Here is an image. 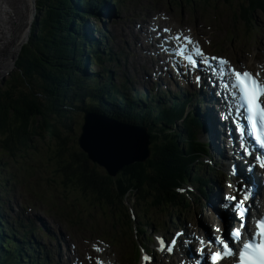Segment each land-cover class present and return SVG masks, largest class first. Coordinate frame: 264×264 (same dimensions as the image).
Instances as JSON below:
<instances>
[{"label": "trees", "instance_id": "trees-1", "mask_svg": "<svg viewBox=\"0 0 264 264\" xmlns=\"http://www.w3.org/2000/svg\"><path fill=\"white\" fill-rule=\"evenodd\" d=\"M234 9L235 20L254 26L264 15V0H238ZM37 11L38 22L34 24L30 41L24 45L15 70L0 83V153L29 162L31 154L45 150L48 162L55 169L53 182L61 179L67 190L77 188L94 193L112 209L117 207L114 225L118 231L132 229L123 202L131 189L136 204L147 208V218L156 209H188V200L176 190L185 183H198L199 192L205 195L210 183L206 172L213 168L205 169L201 160L204 149L196 141L192 123L187 122L186 136L181 141V136L173 131L164 136L148 163L127 168L119 199L109 197L105 179L66 137L72 130L73 119L71 110L63 106L70 104L67 101L73 92L77 95L76 86L72 85L77 83L73 78L76 74L68 67L74 64L72 57L78 54L75 48L78 37L71 27L75 22L79 30L83 23L74 18L72 0H38Z\"/></svg>", "mask_w": 264, "mask_h": 264}, {"label": "rangeland", "instance_id": "rangeland-1", "mask_svg": "<svg viewBox=\"0 0 264 264\" xmlns=\"http://www.w3.org/2000/svg\"><path fill=\"white\" fill-rule=\"evenodd\" d=\"M198 1H201V0H198ZM215 1H218V0H215ZM219 2L223 3V0H220ZM237 3H238V0H232L231 3L226 6L228 14H218V15L207 16L206 14L200 13L196 17L197 26L199 27V31L201 33L210 34L211 30H210V28H207V27H211L214 30V27L217 26L216 31L220 30V32H221L220 33L221 37H219V39L222 38L223 34L225 33L226 28L232 27L234 25L231 17H232L234 8H235ZM209 6H212V5H209ZM37 18H38V16H37ZM88 19H90V17H88ZM203 22H207L208 26H206V27L203 26L202 25ZM258 24H259L258 25L259 29H257V31L259 33L258 34L255 33L253 35V37L251 38V41L249 42V51L245 52L243 54V57L239 61H236L233 58L232 54L229 53L232 49L234 51V47H235L236 43H238V45L241 46L240 42H238L237 40L232 41V42H228V44H227V51L228 52L227 53H221V52L214 50L213 47L211 46L213 36L217 37L216 34L215 35L213 34V36L209 40L208 52L209 53H215V54H226L235 64L246 65L247 68L257 70L258 67L264 66V49L261 48L262 45L264 44V22H263V20L259 19ZM1 33L2 32L0 31V38L2 36ZM245 47L247 48V45ZM1 62H4V61H0V63ZM158 96H162L166 99H171V95L167 94L166 90L163 88L160 89L159 93L157 94V97ZM65 105L63 106L64 108H66ZM0 159L2 160L3 163L7 162V159L2 157V155H0ZM211 160H213V164L215 165V162H216L215 158L212 157ZM225 169H226V171H228L227 166ZM12 171L15 173L14 175H15L16 179L11 180V187H9L8 190L6 188H1V190H0L2 192V195H3L2 199L5 202L3 207L4 208H7V207L10 208L9 207L10 204H11V206H13L14 211H12L11 217L15 218L16 220H19V217H23L25 219V222H28L30 220V221L34 222L35 225L38 227V226H40V223L37 219V216H40L43 220H45L47 222L50 229L55 234H60V232L62 231L63 232V238L64 237L69 238L70 235L68 234V232L65 230V228L62 226V224L57 219L50 217L48 215H43L38 211H34L31 209L26 211L24 209V207L27 204L28 199H29L28 193L23 188V179L25 177V171L21 168L19 161L11 160V172ZM227 181H228V179H225L222 182V184H220L221 190H223L221 193L228 191L227 190L228 189ZM197 186H198V184H195V187H197ZM212 187L213 186H211L210 188L212 190H214V188H212ZM197 194H198V191H197V193H195V199H196L195 204L194 203L192 204L193 205V215H195V216L191 215L192 211L187 212V216H188L187 221L192 223L191 230L194 231L195 233L198 232L197 225H195V224H197L196 222L198 219L203 220L205 222H213V223H215L217 221L215 214L211 211L210 207L207 204V199H205L203 197H199V196H197ZM151 216L153 218L159 219V221L161 223H164V221H167L170 218V216H168V215L162 216L161 212L156 211V210L151 211ZM167 229H168V225L164 229H161L159 232H164ZM212 231H213V229H212ZM173 232H174V229H171V230L164 232V233H161V234H164V235L169 234V236H171V234ZM155 233H156V231L151 233L153 236L152 242H149L144 237H142L140 239L139 243L148 245L149 247H151L155 250V247H156V241L154 239ZM151 234L148 233L147 237L150 236ZM79 243H80L79 250H80V252H82L86 247V242L85 241H79ZM111 257H115V259L117 260V262L119 264H135L133 262V260H126L125 256L121 255L120 252H114V251L111 252ZM138 264H140V263H138Z\"/></svg>", "mask_w": 264, "mask_h": 264}, {"label": "snow or ice", "instance_id": "snow-or-ice-1", "mask_svg": "<svg viewBox=\"0 0 264 264\" xmlns=\"http://www.w3.org/2000/svg\"><path fill=\"white\" fill-rule=\"evenodd\" d=\"M164 32H169V29H163ZM175 41H182L181 47L179 49L173 50L174 53L184 60L187 61V66L190 69L198 68L201 64L207 65L211 71H216L212 68L208 58L205 57L200 45L194 42L188 36L175 35L172 37ZM191 46V52L194 56L200 57L199 63L193 58V55H188V46ZM168 51V49H165ZM212 60L217 61L219 65L225 66L229 65V61L220 59L217 57H212ZM233 76V83L231 87L235 88L240 95V99L243 102L240 107L246 109L245 112H241L239 108L237 109L238 116H245L248 121L251 134L256 140L257 144L261 149H264V82L258 80L252 73L248 71L239 72L234 68H229ZM199 77L197 81L199 82ZM229 85H226L228 87ZM241 134L244 133L245 129L240 127L238 129ZM264 167V164L261 165ZM234 203L236 198H230ZM249 199L248 195H245L243 200L236 204L238 208L237 219L239 221V228L234 231H230L228 235L231 237L229 242L225 238L217 237L215 241H209V246L212 243L220 246L222 251H217L212 254L211 262L212 264H220L221 261L238 256V264H264V218H260L255 222L256 231H251V229L244 233L243 229L246 226L248 209L245 207V202ZM219 231V229H217ZM173 244L175 241L172 242ZM203 243V242H202ZM239 244V248H234L231 245ZM162 250L164 242L161 240ZM172 248L168 247V251ZM99 251V249H97ZM201 254H203V249H201ZM145 261L148 257H144ZM97 264H104L103 261H97Z\"/></svg>", "mask_w": 264, "mask_h": 264}, {"label": "water", "instance_id": "water-1", "mask_svg": "<svg viewBox=\"0 0 264 264\" xmlns=\"http://www.w3.org/2000/svg\"><path fill=\"white\" fill-rule=\"evenodd\" d=\"M38 0H32L31 2V12H26L22 7L18 8V10H20L19 14H18V22L14 23L12 32H11V21H10V32L9 35L7 36L6 42L2 45V47H0V61L7 59L6 64L4 65V69L5 71L1 74L0 73V83L4 82L6 80V78L10 75V73L15 69L16 67V62L19 59V56L21 54V51L23 49V46L28 43L29 39H30V34L33 28L34 23L38 22L37 20V4ZM29 15V19L24 20L23 18L25 17V15ZM14 37V38H13ZM13 38V41L11 42V39ZM96 117V116H95ZM102 122V117H101V121H95L93 119H91L89 121V124L86 128V134H85V138L83 143L85 145H88L90 148L93 147L94 145V141L95 138L97 136V130L100 127V123ZM109 125H111V123H109ZM113 126V125H111ZM113 128H116L115 126H113ZM128 129L127 128V133H125V139H123V142H121V150L126 142V144H134L135 146V142H133V137H135L133 135V137L130 136L129 141H126L127 135H128ZM99 131H101V129H99ZM101 133H103V131H101ZM106 135H104V137H102L101 139V135H99V137H97V139H100L99 143L101 141H106L105 145H109L110 143H114L115 142V131H105ZM98 143V147H97V151L99 153H101V146H99ZM119 147V146H118ZM120 148V147H119ZM93 151V149H87V151ZM111 152V149L110 151ZM109 152H105V153H109ZM120 152L119 151V156H120ZM90 156V155H89ZM119 157H117V163H115L114 169H113V173L115 170H117L122 164L124 163H129L132 161H142L143 159H134L129 158L126 160H122L119 159ZM100 160V159H99ZM103 161V160H101ZM105 162V161H103Z\"/></svg>", "mask_w": 264, "mask_h": 264}, {"label": "bare ground", "instance_id": "bare-ground-1", "mask_svg": "<svg viewBox=\"0 0 264 264\" xmlns=\"http://www.w3.org/2000/svg\"><path fill=\"white\" fill-rule=\"evenodd\" d=\"M31 2H32V0H0V31L2 32L1 33L2 36L0 38V47H2V45L6 42L7 36L9 35V32H10V21H11V32H12L14 23L18 22L17 21L18 20V14L20 12V10H18V8L22 7L26 12H31ZM23 19L24 20L29 19V15L28 14L25 15V17ZM13 38L11 39V42L13 41ZM261 48L264 49V44L262 45ZM2 61H4V62L0 63V73L1 74L5 71L4 65L6 64L7 59H4ZM195 78H196V75L193 78L192 75L189 74V76L187 78L188 84H190L192 82H195ZM193 90H195V88L191 87V91H193ZM208 118L211 121V123L214 124V120L213 119H215V117L211 113H209ZM223 140L224 139H222V138H220L218 140L215 139L214 146H213V151H215V154H220V153L224 154V149H223V147H224L223 143L224 142H223ZM105 142H106L105 140L101 141L99 143V146H101L102 150L104 151V154H108V153H105V152H109L110 149L114 150V147H111L109 145H105ZM116 143H117V141L112 143V145L115 146ZM146 147H147V137L143 133L139 132V135H137V141H135V147L133 148L132 157L135 160L136 159H144V158H146V156H147ZM228 162L229 161H225L224 163H228ZM211 186H213L212 188H214V190H212L210 188ZM211 186L208 187V191H209L208 194H209L210 197L216 196L215 190H219L218 187H217L216 182L213 181L211 183ZM216 197L219 200H221L220 195H218ZM229 218H230V213H227V219H229ZM203 229H205V227H203Z\"/></svg>", "mask_w": 264, "mask_h": 264}]
</instances>
